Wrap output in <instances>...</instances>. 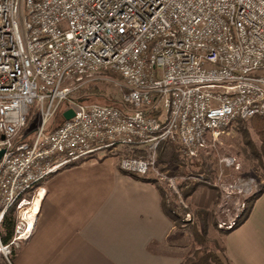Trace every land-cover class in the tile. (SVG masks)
Here are the masks:
<instances>
[{"label":"built area","instance_id":"built-area-1","mask_svg":"<svg viewBox=\"0 0 264 264\" xmlns=\"http://www.w3.org/2000/svg\"><path fill=\"white\" fill-rule=\"evenodd\" d=\"M108 73L125 89L119 104L72 98ZM255 115H264V0H0V264H13L32 234L49 175L111 150L120 172H154L176 191L175 177L155 168L162 143L193 158ZM260 188L239 175L222 188L217 226L233 228Z\"/></svg>","mask_w":264,"mask_h":264},{"label":"crops","instance_id":"crops-1","mask_svg":"<svg viewBox=\"0 0 264 264\" xmlns=\"http://www.w3.org/2000/svg\"><path fill=\"white\" fill-rule=\"evenodd\" d=\"M117 160L97 151L41 181L34 230L13 264H180L157 184L120 172ZM223 244L229 264H264V192Z\"/></svg>","mask_w":264,"mask_h":264},{"label":"rangeland","instance_id":"rangeland-1","mask_svg":"<svg viewBox=\"0 0 264 264\" xmlns=\"http://www.w3.org/2000/svg\"><path fill=\"white\" fill-rule=\"evenodd\" d=\"M112 74L114 75V73L108 75L111 76ZM110 76L97 75L82 84L83 86L89 84L96 86L97 90L100 91V95L90 96L89 102H120L123 87L116 83L119 78L114 76L110 78ZM37 113L38 111L32 107L30 115L36 122ZM174 144L167 143L166 146L158 148L157 153H162V155L159 156L160 158L157 156L155 168L167 176L175 177L176 191L168 185L166 180L157 178L154 172L146 174L157 179V185L166 189L168 198L170 200L174 199L172 201L178 214V218L174 220L175 230L179 234L177 237L172 238V242L184 247L183 250L181 249V252L184 253H181L183 257L190 256L196 248L200 247L193 239V229L196 228L202 231L205 222L207 230L203 245L211 250L222 247L224 253V234L232 228H219L217 226L216 215L219 214L218 216L222 218L220 211L217 212L216 210L222 188L232 183L238 175L253 178L259 186L264 185V154L260 150L259 135L253 129L249 119L242 123L234 122L218 139L207 141L206 145L198 151V155L193 158H183L179 154L178 145L173 146ZM253 145L256 148V154L252 150ZM117 153L114 154L116 159L118 157ZM137 154H140V152H137ZM259 154L261 160L257 158ZM225 157H233L234 164L226 165L223 160ZM261 161L263 165L259 163ZM235 164H238V168ZM191 186L192 188L195 187L196 192L188 190ZM185 191L190 192V194L184 195ZM251 202L250 198H247L244 202L243 210L236 219L235 228L246 217Z\"/></svg>","mask_w":264,"mask_h":264},{"label":"trees","instance_id":"trees-1","mask_svg":"<svg viewBox=\"0 0 264 264\" xmlns=\"http://www.w3.org/2000/svg\"><path fill=\"white\" fill-rule=\"evenodd\" d=\"M108 74H110V73H108ZM112 76H114L115 78H119L115 74L114 75L112 74L110 76V78H113ZM123 92H125V89H123ZM99 93H100V91L97 90L96 86L89 84V85L80 86L78 89H76L74 92H72L71 96L73 99H75L77 101H89L90 96H92V95L98 96V95H100ZM105 104L117 105V104H119V102H117V103H105ZM61 121H62V117L60 116V112H57L55 114V117L53 119V124H52L50 129H52L55 125H58ZM250 121H251L253 129L259 135V139H260V143H261L260 150L264 154V115H255V116L250 118ZM236 122L242 123L243 121L237 120ZM35 125H36V120L35 121L32 120L30 122L28 128L25 130V134L30 133L35 128ZM166 144L167 143H162L160 147L162 148V147L166 146ZM172 144H174V143H172ZM173 146H175V144ZM252 150L256 154V148L254 147V145L252 147ZM133 154H137V152L133 151ZM161 155H162V153H159L157 156L159 157ZM257 156H258L257 158L260 159L261 155L259 154ZM259 163H261V165H263L262 161ZM130 175H132L136 178L142 179V180L154 182L156 184L158 182L157 179L149 177L147 175H138V174H130ZM157 186H158L160 193H161V196H162V207L164 208V211L172 218V220H176V218H178V216H177L178 214L176 213V208L173 204L174 199L170 200L168 198L169 196H168L165 188H163L160 185H157ZM194 188H192V186H191L188 190L193 191ZM186 192L187 191L184 192V195L190 194V192H187V193ZM263 192H264V185L261 186L260 190L256 194H254L253 196L250 197V200L253 201L258 195H260ZM174 197H175V195H174ZM250 207H251V204L248 207L247 211H249ZM174 215H175V217H174ZM14 222H15V213L13 210H10L5 215L4 220L2 222V235L1 236H2L3 241H7L10 238L12 231H13ZM234 228H235V226H234ZM206 230H207V225L205 224V222H204V228L202 231H200L196 228L193 229V231H194L193 239L196 241V243H198L200 245V247L196 248L190 256L185 257L180 262V264H229V262L227 261V259L224 256L222 247L218 248L215 246L216 250H211L206 245H203L205 242ZM227 231H230V230H227Z\"/></svg>","mask_w":264,"mask_h":264},{"label":"water","instance_id":"water-1","mask_svg":"<svg viewBox=\"0 0 264 264\" xmlns=\"http://www.w3.org/2000/svg\"><path fill=\"white\" fill-rule=\"evenodd\" d=\"M72 116H73V110L70 108L62 112L63 119H69ZM2 153H3V151L0 150V157H1Z\"/></svg>","mask_w":264,"mask_h":264},{"label":"bare ground","instance_id":"bare-ground-1","mask_svg":"<svg viewBox=\"0 0 264 264\" xmlns=\"http://www.w3.org/2000/svg\"><path fill=\"white\" fill-rule=\"evenodd\" d=\"M40 194H42V193L40 192ZM38 199H39V198H38V196H37L35 201H38Z\"/></svg>","mask_w":264,"mask_h":264}]
</instances>
